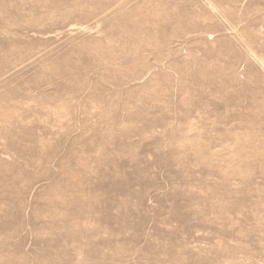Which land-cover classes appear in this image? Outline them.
I'll list each match as a JSON object with an SVG mask.
<instances>
[{"label": "rangeland", "instance_id": "rangeland-1", "mask_svg": "<svg viewBox=\"0 0 264 264\" xmlns=\"http://www.w3.org/2000/svg\"><path fill=\"white\" fill-rule=\"evenodd\" d=\"M263 145L264 0H0V264H264Z\"/></svg>", "mask_w": 264, "mask_h": 264}, {"label": "bare ground", "instance_id": "bare-ground-1", "mask_svg": "<svg viewBox=\"0 0 264 264\" xmlns=\"http://www.w3.org/2000/svg\"><path fill=\"white\" fill-rule=\"evenodd\" d=\"M262 142V141H261ZM241 146L243 147V145L241 144ZM264 146V145H263ZM252 150V149H251ZM264 150V149H263ZM238 154V153H237ZM239 155H241V154H239ZM250 161V160H249Z\"/></svg>", "mask_w": 264, "mask_h": 264}]
</instances>
